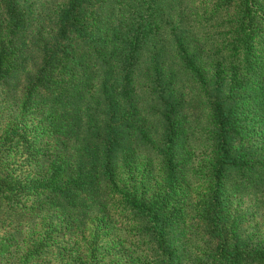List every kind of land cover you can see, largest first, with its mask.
Returning <instances> with one entry per match:
<instances>
[{
	"label": "trees",
	"instance_id": "16d2710c",
	"mask_svg": "<svg viewBox=\"0 0 264 264\" xmlns=\"http://www.w3.org/2000/svg\"><path fill=\"white\" fill-rule=\"evenodd\" d=\"M44 1L0 0V264H264V0H178L203 73L158 0Z\"/></svg>",
	"mask_w": 264,
	"mask_h": 264
},
{
	"label": "rangeland",
	"instance_id": "374dc122",
	"mask_svg": "<svg viewBox=\"0 0 264 264\" xmlns=\"http://www.w3.org/2000/svg\"><path fill=\"white\" fill-rule=\"evenodd\" d=\"M175 5H181L180 13L172 14L170 2H166L165 0H158V5L156 6V14L158 17L160 16L163 21L161 26H163L162 30L158 33L155 38V49L160 54L159 59L165 62H169V67L171 70L174 69L178 59L175 57V53H179V50L185 51V55L189 58L194 57L197 59L195 64L199 65L201 72L203 73L207 61L201 57V52H199L200 46L203 44L201 39L202 31L199 29V23L201 20V16L197 13L195 6L191 4L190 1H185L184 3L178 0H173ZM44 2L50 3L52 1L45 0ZM198 6H201V3L196 0ZM38 6V5H37ZM107 7V6H106ZM189 7H192L189 11ZM106 10L103 15H106ZM48 31H44L46 35ZM30 58L28 62L26 61L27 67L24 70V73L20 74L19 81L28 76L29 66L34 63L39 62L40 55L36 50L28 51ZM191 66V65H190ZM192 70L194 68L191 67ZM34 70V67L33 69ZM195 71V70H194ZM195 74L197 72L195 71ZM184 77L181 72L180 78ZM199 94L203 95V92ZM209 97L213 99H220L222 97V92L217 90V87L212 84L209 88ZM6 102L0 98L1 107H5ZM148 124L153 125L154 120L150 118L147 121Z\"/></svg>",
	"mask_w": 264,
	"mask_h": 264
}]
</instances>
